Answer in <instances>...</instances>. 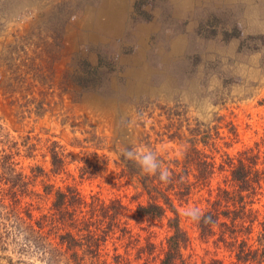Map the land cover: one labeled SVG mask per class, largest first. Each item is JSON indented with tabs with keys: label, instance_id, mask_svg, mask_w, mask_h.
Instances as JSON below:
<instances>
[{
	"label": "rangeland",
	"instance_id": "374dc122",
	"mask_svg": "<svg viewBox=\"0 0 264 264\" xmlns=\"http://www.w3.org/2000/svg\"><path fill=\"white\" fill-rule=\"evenodd\" d=\"M0 129V159L13 155L15 172L40 195L25 199L35 219L51 206L43 184L126 206L124 220L140 243H108L106 264H114L113 249L127 251L131 264H159L170 235L166 219L137 220V204L147 198L135 180L118 178L121 161H182L195 145L216 171L200 183L192 163L178 167L193 183L188 198L174 201L189 238L184 257L186 264H227V248L200 239L193 214L211 210L219 189H232L227 156L256 155V179H264V0H0ZM52 142L70 157L59 175L44 158ZM87 157H96L87 161L97 164L90 176ZM35 166L48 177L34 179ZM252 208L249 243L256 246L264 181ZM11 225L0 216V264H64L24 247ZM146 238L156 247L151 255L139 253Z\"/></svg>",
	"mask_w": 264,
	"mask_h": 264
},
{
	"label": "trees",
	"instance_id": "16d2710c",
	"mask_svg": "<svg viewBox=\"0 0 264 264\" xmlns=\"http://www.w3.org/2000/svg\"><path fill=\"white\" fill-rule=\"evenodd\" d=\"M25 147L26 158H32L30 154L36 151V145ZM191 150L186 151L182 161H164L159 156L151 157L152 161L147 157L121 161L118 178L135 180L140 189L139 196L147 198L145 203L137 204V220L155 222L166 219L170 235L159 264H186L183 251L189 238L180 225L174 201L188 198L193 183L188 171L178 172V167L186 168V164L192 163L196 172L193 179L200 183L210 180L216 171L213 159L200 155L195 145ZM45 152L44 158L48 156L50 159V173L59 175L65 172L70 157L64 153V148L52 142ZM190 153H196V156L191 157ZM12 156L4 155L0 159V216L21 233L24 247H33L45 256H55L64 264H106L103 258L108 243L113 247L116 242L124 243L126 248L140 243V236L133 233L124 220L127 208L119 199L104 201L98 194L85 196L73 186L60 188L43 184L44 195L52 196L51 206L47 214L35 219L34 205L25 203V199L40 195L28 190L29 183L22 172H15ZM90 158L96 157L86 158L84 175L87 176L97 169L96 163H87ZM226 162L232 189H219V199L212 203L211 210L195 212V226L204 242L214 238V244L227 248L233 259L227 264H264V224L256 237V246L249 243L256 222V211L252 205L256 191L264 181L262 173H258L256 179V155L235 162L227 156ZM31 172L34 179L48 177V172L39 166L32 168ZM168 213L173 217H168ZM144 240L145 246L139 247V253L153 254L156 247L147 238ZM113 251L114 264H131L127 251L125 255L118 254L116 249ZM57 262L61 261H54ZM206 264L225 263L213 258Z\"/></svg>",
	"mask_w": 264,
	"mask_h": 264
}]
</instances>
